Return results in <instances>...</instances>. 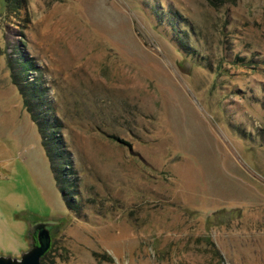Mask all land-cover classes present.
I'll use <instances>...</instances> for the list:
<instances>
[{"label": "rangeland", "instance_id": "rangeland-1", "mask_svg": "<svg viewBox=\"0 0 264 264\" xmlns=\"http://www.w3.org/2000/svg\"><path fill=\"white\" fill-rule=\"evenodd\" d=\"M38 223L43 264H264V0H0V257Z\"/></svg>", "mask_w": 264, "mask_h": 264}, {"label": "trees", "instance_id": "trees-1", "mask_svg": "<svg viewBox=\"0 0 264 264\" xmlns=\"http://www.w3.org/2000/svg\"><path fill=\"white\" fill-rule=\"evenodd\" d=\"M32 94V95H31ZM23 95H24V97H26V100H25V102L26 103H28V101H29V98H33V97H35L34 95H35V91L33 90L31 93H29V94H26V92H24L23 93ZM28 99V100H27ZM30 104V103H29ZM33 121L34 122H36L37 124H38V126H39V130H40V132H41V134L43 135V137H44V135H45V130H46V128H48L47 126H46V123L47 122H45V121H40V122H38L37 121V119H36V117L35 116H33ZM44 145V147H45V149H46V156H47V158H48V160H49V162L51 163V165H52V170H53V173H54V175H55V180H56V182H57V186H58V189L60 190V192L62 193V194H64L63 196H64V200H65V203H66V205H67V207L69 208V209H71L72 207H73V205H72V201H71V199H70V192H69V190H68V184H67V182H63L62 180H63V177H64V171H63V169H64V164H62L60 161H61V159H62V155L61 154H59L58 153V151H52L51 150V148H50V144H49V142H46V143H43ZM54 166H55V168H54ZM48 253L49 252H47L42 258H41V262H40V264H43L44 263V261H45V259L47 258V256H48Z\"/></svg>", "mask_w": 264, "mask_h": 264}, {"label": "water", "instance_id": "water-1", "mask_svg": "<svg viewBox=\"0 0 264 264\" xmlns=\"http://www.w3.org/2000/svg\"><path fill=\"white\" fill-rule=\"evenodd\" d=\"M37 236V245L29 249L20 259L2 258L0 264H40L41 258L49 251L51 238L44 223H38L31 230Z\"/></svg>", "mask_w": 264, "mask_h": 264}]
</instances>
